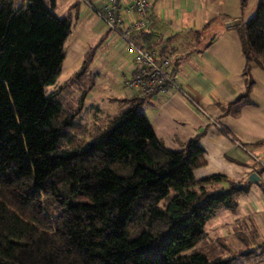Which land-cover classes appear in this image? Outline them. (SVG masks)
Instances as JSON below:
<instances>
[{
    "label": "trees",
    "instance_id": "obj_1",
    "mask_svg": "<svg viewBox=\"0 0 264 264\" xmlns=\"http://www.w3.org/2000/svg\"><path fill=\"white\" fill-rule=\"evenodd\" d=\"M53 10L54 0H0V264H234L195 247L252 183L196 178L206 164L199 137L167 148L137 96L92 130L78 125L92 84L74 109L62 100L66 83L46 92L62 73L75 19ZM238 35L240 104L251 64L264 63V0ZM93 52L68 82L85 75Z\"/></svg>",
    "mask_w": 264,
    "mask_h": 264
},
{
    "label": "crops",
    "instance_id": "obj_2",
    "mask_svg": "<svg viewBox=\"0 0 264 264\" xmlns=\"http://www.w3.org/2000/svg\"><path fill=\"white\" fill-rule=\"evenodd\" d=\"M130 2L122 0L120 4V14L128 20L132 18L126 11ZM257 3L247 0L242 6L240 0H152L150 24L142 29V35L136 32L132 36L136 43L156 47L159 55L171 58L183 89L192 97L190 100L172 93L143 100L140 110L157 137L173 150L199 137L206 164L195 170L196 178L222 174L252 183L249 193L238 197L234 218V213L222 211L219 219L210 223L214 228L223 222L248 219L260 225L264 214V63L251 64V91L246 101L234 103L246 91L242 75L245 57L238 28L254 16ZM53 11L59 18L69 13L75 16L62 71L81 66L90 49H94L93 67L101 52L115 55L117 84L124 89L117 101L124 107L122 100L136 96L123 86L132 61L124 41L110 32L82 0H54ZM94 88L88 99L93 97ZM253 174L258 179L250 181Z\"/></svg>",
    "mask_w": 264,
    "mask_h": 264
},
{
    "label": "rangeland",
    "instance_id": "obj_3",
    "mask_svg": "<svg viewBox=\"0 0 264 264\" xmlns=\"http://www.w3.org/2000/svg\"><path fill=\"white\" fill-rule=\"evenodd\" d=\"M114 57L115 55H106L101 52L100 56L96 57L94 67L93 64H89L88 67L90 68L87 69L85 75L79 77L80 80L68 82L74 75L71 76V74L78 72L79 67H81L76 64L71 69H64L57 82L46 87V92H51L57 89L58 85L66 83L62 100L71 109L76 108L81 89H85L90 84L95 87L92 90L93 97L91 99L86 98L84 109L76 119L77 124L84 127L86 131L87 129L92 130L93 127L100 124L99 122L105 121L121 108L117 98L123 94L124 89L117 84V64H114V59H112ZM90 74L93 75L90 76ZM106 74L107 77L105 78ZM77 136L79 137L80 134H77ZM250 197L256 200L252 193ZM262 202L264 204V199ZM229 213L234 212L229 211ZM220 215L217 214L207 223L206 235L195 248L213 255L234 257V264H264V223H262V221L264 222V214H261L263 219L260 225L248 219V221L235 220L231 224L223 222L221 226L211 227V221L215 222ZM234 215L236 214H232L231 217L234 218ZM255 216L258 217V215ZM246 251H255L256 255H240V253Z\"/></svg>",
    "mask_w": 264,
    "mask_h": 264
},
{
    "label": "built area",
    "instance_id": "obj_4",
    "mask_svg": "<svg viewBox=\"0 0 264 264\" xmlns=\"http://www.w3.org/2000/svg\"><path fill=\"white\" fill-rule=\"evenodd\" d=\"M82 1L110 32L124 41L131 53V72L123 79V86L128 91L143 100L172 93L192 100L183 89L171 58L160 56L158 50L143 48L132 39L134 33L150 24L152 0H131L126 9L132 14L130 20L120 14L122 0H98V3Z\"/></svg>",
    "mask_w": 264,
    "mask_h": 264
},
{
    "label": "water",
    "instance_id": "obj_5",
    "mask_svg": "<svg viewBox=\"0 0 264 264\" xmlns=\"http://www.w3.org/2000/svg\"><path fill=\"white\" fill-rule=\"evenodd\" d=\"M257 179H258V177H257V175H255V174H253V175L250 176V181H251V180H257Z\"/></svg>",
    "mask_w": 264,
    "mask_h": 264
}]
</instances>
